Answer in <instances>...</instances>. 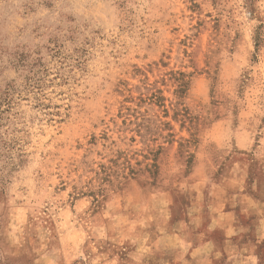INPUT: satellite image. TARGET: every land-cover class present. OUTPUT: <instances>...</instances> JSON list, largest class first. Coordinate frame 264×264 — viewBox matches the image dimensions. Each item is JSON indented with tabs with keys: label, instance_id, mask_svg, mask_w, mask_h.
<instances>
[{
	"label": "rangeland",
	"instance_id": "1",
	"mask_svg": "<svg viewBox=\"0 0 264 264\" xmlns=\"http://www.w3.org/2000/svg\"><path fill=\"white\" fill-rule=\"evenodd\" d=\"M9 86L0 264L175 263L264 201V0H0Z\"/></svg>",
	"mask_w": 264,
	"mask_h": 264
},
{
	"label": "crops",
	"instance_id": "2",
	"mask_svg": "<svg viewBox=\"0 0 264 264\" xmlns=\"http://www.w3.org/2000/svg\"><path fill=\"white\" fill-rule=\"evenodd\" d=\"M246 197L247 201L235 207L226 204L220 208L212 219L210 234L199 244L184 235H170L172 254L181 258L175 263L169 258L164 264H264V252L259 247L264 242V201L256 194Z\"/></svg>",
	"mask_w": 264,
	"mask_h": 264
},
{
	"label": "trees",
	"instance_id": "3",
	"mask_svg": "<svg viewBox=\"0 0 264 264\" xmlns=\"http://www.w3.org/2000/svg\"><path fill=\"white\" fill-rule=\"evenodd\" d=\"M187 88V84L185 82H183L180 85V89L179 92L182 93L186 90ZM7 90H4L0 96V119L2 118V115L8 111H10L11 108V93L13 91L12 87L9 86L6 88ZM6 106V109L3 108V106ZM5 146H8V144H4ZM10 147H7V149H9Z\"/></svg>",
	"mask_w": 264,
	"mask_h": 264
}]
</instances>
